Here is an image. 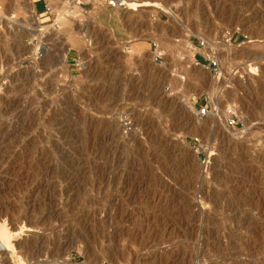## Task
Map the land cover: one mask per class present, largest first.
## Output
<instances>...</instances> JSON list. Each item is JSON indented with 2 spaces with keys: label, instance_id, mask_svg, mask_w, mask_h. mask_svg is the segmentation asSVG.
<instances>
[{
  "label": "rangeland",
  "instance_id": "374dc122",
  "mask_svg": "<svg viewBox=\"0 0 264 264\" xmlns=\"http://www.w3.org/2000/svg\"><path fill=\"white\" fill-rule=\"evenodd\" d=\"M114 1L0 0V264H264V0Z\"/></svg>",
  "mask_w": 264,
  "mask_h": 264
},
{
  "label": "bare ground",
  "instance_id": "6f19581e",
  "mask_svg": "<svg viewBox=\"0 0 264 264\" xmlns=\"http://www.w3.org/2000/svg\"><path fill=\"white\" fill-rule=\"evenodd\" d=\"M116 1V2H115ZM114 2H110V5H114L118 8H124V9H127V10H136L137 8H140V7H147V6H151L153 8H159L160 6L158 4H149L148 3H145V2H134V1H128V0H115ZM120 8V9H121ZM124 9H121V10H124ZM1 231L0 232V252H6L8 251V249H11V244H10V241H11V236L10 235V232H8V230L5 228V227H2L1 226Z\"/></svg>",
  "mask_w": 264,
  "mask_h": 264
},
{
  "label": "built area",
  "instance_id": "2783aa9c",
  "mask_svg": "<svg viewBox=\"0 0 264 264\" xmlns=\"http://www.w3.org/2000/svg\"><path fill=\"white\" fill-rule=\"evenodd\" d=\"M204 113H205V110L202 109V110L200 111L199 115H200V116H203ZM226 126H227L228 128H235V126H236V121H235V119H234V118H231V117H228V118L226 119Z\"/></svg>",
  "mask_w": 264,
  "mask_h": 264
}]
</instances>
